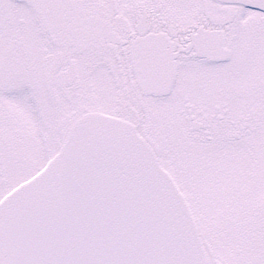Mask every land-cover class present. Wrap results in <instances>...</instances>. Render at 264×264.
<instances>
[{"label": "snow or ice", "instance_id": "6c2138e0", "mask_svg": "<svg viewBox=\"0 0 264 264\" xmlns=\"http://www.w3.org/2000/svg\"><path fill=\"white\" fill-rule=\"evenodd\" d=\"M0 264H264V0H0Z\"/></svg>", "mask_w": 264, "mask_h": 264}]
</instances>
